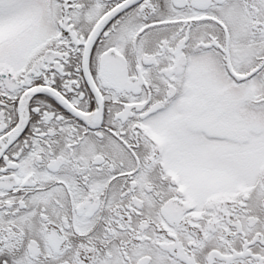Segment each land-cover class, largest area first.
I'll use <instances>...</instances> for the list:
<instances>
[{
  "label": "snow or ice",
  "instance_id": "obj_1",
  "mask_svg": "<svg viewBox=\"0 0 264 264\" xmlns=\"http://www.w3.org/2000/svg\"><path fill=\"white\" fill-rule=\"evenodd\" d=\"M0 264H264V0H0Z\"/></svg>",
  "mask_w": 264,
  "mask_h": 264
}]
</instances>
